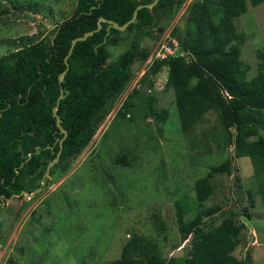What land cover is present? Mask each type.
<instances>
[{"label":"trees","instance_id":"1","mask_svg":"<svg viewBox=\"0 0 264 264\" xmlns=\"http://www.w3.org/2000/svg\"><path fill=\"white\" fill-rule=\"evenodd\" d=\"M8 1L22 6L21 0ZM153 1L77 0L74 13L44 37L34 41L33 37L22 36L8 41L14 50L0 56V207L4 197L40 187L49 162L61 149L64 133L53 115L61 88L65 97L58 113L68 136L59 160L51 167L54 178L46 179L43 191L70 170L121 99L134 76L133 64L144 62L150 55L141 40L156 38L162 20L175 18L186 0H159L153 8L140 9L136 21L125 31L133 30L132 43L117 59L110 60V48L125 39L123 32L111 28L105 41L108 23L104 22L100 31L77 42L68 59L69 69L60 82L72 41L96 29L102 16L123 25L133 17L138 5ZM249 3L255 8L264 0H193L171 31L181 54L153 60L138 82L144 89L134 88L121 100L118 114L122 118L131 116L133 122V108L144 105L146 117L165 123L169 111L159 108V99L147 92L155 87L158 74L164 73L165 89L175 95L181 131H191L206 114L215 112L218 148L226 150L231 145L234 155L196 180V215L185 221L184 213L189 208L178 211L185 257L168 261L157 249L158 244L134 233L121 256L110 264H246L247 260L236 256L235 251L243 241L241 236L238 238L239 232L249 227L243 216L252 218L251 213L247 210L240 218L227 215L218 226L207 228L205 218L219 207L206 208L205 203L214 192L213 177L232 173L235 158H250L258 175L264 169V51H258L262 61L257 73L248 75L250 66L241 57L246 33L235 22L248 11ZM9 11L5 0H0V15ZM142 91L146 93L143 100ZM131 160L133 157L126 152L114 159L125 166ZM260 182L264 201V176ZM159 227H166L160 219ZM187 242L191 244L187 246Z\"/></svg>","mask_w":264,"mask_h":264},{"label":"rangeland","instance_id":"2","mask_svg":"<svg viewBox=\"0 0 264 264\" xmlns=\"http://www.w3.org/2000/svg\"><path fill=\"white\" fill-rule=\"evenodd\" d=\"M192 1L186 0L183 8ZM21 2L22 6L16 7L5 0L10 11L0 15V56L14 50L9 40L24 36L37 41L44 37L74 13L77 0ZM183 11L173 19L162 20L157 37L143 38L141 46L152 53L171 44L170 33ZM235 22L246 33L241 57L250 66L248 75L253 76L262 61L258 51H264V3L250 7ZM123 36L119 45L110 48V60L128 49L134 32H123ZM173 49L174 54H181L180 47L174 45ZM148 58L133 64L134 76L121 99L69 171L30 200L20 197L1 204L0 264H110L121 256L134 233L158 244L157 249L168 261L186 256L178 211L189 208L185 221L196 215V180L233 156L234 147L218 148L215 112L206 114L191 131H181L175 95L165 89L164 73L158 74L155 87L147 92L159 99V108L169 111L165 123L146 117L144 105L133 108V122L131 116L118 114L124 97L134 88L144 89L138 82L149 69ZM145 94L140 92L141 100ZM125 152L133 157L131 164H116V156ZM262 176L264 169L256 174L250 158H235L232 173L213 177L214 192L205 203L206 208L219 207L205 218L207 228L218 226L227 215L240 218L247 210L251 213L253 226L239 232L243 241L235 251L246 264H264ZM25 202L27 206L21 209ZM159 219L164 229H160Z\"/></svg>","mask_w":264,"mask_h":264},{"label":"water","instance_id":"3","mask_svg":"<svg viewBox=\"0 0 264 264\" xmlns=\"http://www.w3.org/2000/svg\"><path fill=\"white\" fill-rule=\"evenodd\" d=\"M158 1L159 0H154L153 3L147 4V5H138L137 8H136V10L134 11L133 17L129 21H127L125 24H123V25H120L119 23H117V22H115L113 20H108L107 18H105L103 16L100 17L99 20H98V26H97L96 29L91 30V31H88L84 35L78 36V37H76L72 41L69 54L65 58V62H66L67 68H66V70L64 72H62L60 74L59 81L62 82L64 80L65 74H66V72L69 69V61H68L69 56L72 54V52L74 50V47L76 46V44H77L78 41H83V40L88 39L95 32L100 31L103 28V23L104 22H107L109 25L107 27V34H106V38H105V41H106L107 36L110 33L111 28H116V29H118L120 31H125L131 23H133V22L136 21L140 9H142L145 6L148 7V8H153L158 3ZM64 97H65V90L63 88H61V94H60V96L58 98V102L53 107V115L56 117L57 126L59 127V129L61 130V132L64 133L63 138L60 140V148L61 149L59 150L57 156L53 160H51L49 162V164L47 166V170H46V172H45V174L43 176L42 185L40 187H38L37 189H35L34 191H32V192L22 191L21 193H14L11 197H8V198H5L4 197L5 198V201L6 200L7 201H11L13 198H19V197H23L24 200H30V199L34 198L37 194H39L40 192L43 191V187L46 184V179L51 177V175H50L51 167L59 160V156H60L61 151H62V148H63V141L68 136V131H67V129H65L63 127L61 117H60V115L58 113V108H59L60 101ZM5 201H3L2 203H6ZM243 221L248 226H251V227L253 226L251 220L248 217H243Z\"/></svg>","mask_w":264,"mask_h":264},{"label":"built area","instance_id":"4","mask_svg":"<svg viewBox=\"0 0 264 264\" xmlns=\"http://www.w3.org/2000/svg\"><path fill=\"white\" fill-rule=\"evenodd\" d=\"M172 43H173V45H175V47H178V42L175 39L172 41ZM173 45L172 44H164L163 47L161 46L160 48H156L151 53V55L149 56L148 64L152 63L153 60H155V59H167L171 55H175Z\"/></svg>","mask_w":264,"mask_h":264},{"label":"clouds","instance_id":"5","mask_svg":"<svg viewBox=\"0 0 264 264\" xmlns=\"http://www.w3.org/2000/svg\"><path fill=\"white\" fill-rule=\"evenodd\" d=\"M184 4H185V3H184ZM183 6H184V5H183ZM181 10H184V11H185V8L182 7ZM181 10H180V11H181ZM184 11H183V13H184ZM177 15H178V14H177ZM128 27H129V26H128ZM126 30H127V29H126ZM126 30H125V31H126ZM125 31H122V32H125ZM170 34H171V33H170ZM171 35H172V34H171ZM172 38H173L172 41L175 39V40L178 42V40H177L175 37L172 36ZM171 44L173 45V43H171ZM173 47H174V45H173ZM178 47H179V42H178Z\"/></svg>","mask_w":264,"mask_h":264},{"label":"flooded vegetation","instance_id":"6","mask_svg":"<svg viewBox=\"0 0 264 264\" xmlns=\"http://www.w3.org/2000/svg\"><path fill=\"white\" fill-rule=\"evenodd\" d=\"M153 2H154V1H153ZM153 2H152V3H153ZM141 5H144V4H141ZM145 5H146V4H145ZM108 20H109V19H108ZM108 25H109V24H108ZM173 28H174V27H173ZM12 195H13V194H12ZM12 195H11V196H12ZM11 196H10V197H11ZM5 198H8V197H5ZM19 198H20V197H19ZM22 198H23V197H22ZM13 199H16V198H13ZM13 199H12V200H13ZM4 201H5V200H4ZM5 202H6V203H4V204H7L9 201L6 200Z\"/></svg>","mask_w":264,"mask_h":264}]
</instances>
